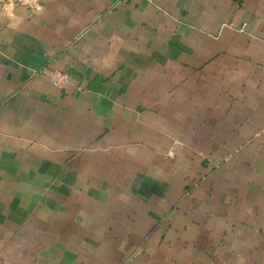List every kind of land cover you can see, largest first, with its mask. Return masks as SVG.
Wrapping results in <instances>:
<instances>
[{
  "label": "crops",
  "instance_id": "crops-1",
  "mask_svg": "<svg viewBox=\"0 0 264 264\" xmlns=\"http://www.w3.org/2000/svg\"><path fill=\"white\" fill-rule=\"evenodd\" d=\"M0 264H264V0L0 2Z\"/></svg>",
  "mask_w": 264,
  "mask_h": 264
},
{
  "label": "built area",
  "instance_id": "built-area-1",
  "mask_svg": "<svg viewBox=\"0 0 264 264\" xmlns=\"http://www.w3.org/2000/svg\"><path fill=\"white\" fill-rule=\"evenodd\" d=\"M66 78L67 76L64 73H55L51 77V80L54 83V85L59 86L66 80Z\"/></svg>",
  "mask_w": 264,
  "mask_h": 264
},
{
  "label": "rangeland",
  "instance_id": "rangeland-1",
  "mask_svg": "<svg viewBox=\"0 0 264 264\" xmlns=\"http://www.w3.org/2000/svg\"><path fill=\"white\" fill-rule=\"evenodd\" d=\"M5 1H6V0H0V2H2V3L5 2Z\"/></svg>",
  "mask_w": 264,
  "mask_h": 264
}]
</instances>
